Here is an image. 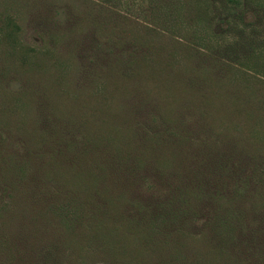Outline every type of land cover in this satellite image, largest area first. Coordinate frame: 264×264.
I'll list each match as a JSON object with an SVG mask.
<instances>
[{"label":"rangeland","instance_id":"1","mask_svg":"<svg viewBox=\"0 0 264 264\" xmlns=\"http://www.w3.org/2000/svg\"><path fill=\"white\" fill-rule=\"evenodd\" d=\"M257 18L248 0H0V264H236L207 222L153 220L168 173L223 149L250 179L241 264H264Z\"/></svg>","mask_w":264,"mask_h":264},{"label":"trees","instance_id":"2","mask_svg":"<svg viewBox=\"0 0 264 264\" xmlns=\"http://www.w3.org/2000/svg\"><path fill=\"white\" fill-rule=\"evenodd\" d=\"M248 4L255 12L256 18L258 17L256 21L261 20L264 16V0H248ZM261 23L262 21L258 24ZM256 24L255 22L248 25L253 28L251 37L258 34L255 28ZM249 38L250 36L248 37V52L250 53L248 58L251 59L255 57L256 52H261L264 45ZM242 152L244 151L238 149H223L221 153L216 150L209 155V162L202 165L203 171L198 172L193 169L184 170L181 174L168 173L170 177L167 186L169 189H173V193L177 192V198L170 202L171 206L162 207L160 217H158V210L154 212L153 217V220L159 222L162 227L167 222L169 226H172L166 230L174 229L175 221L182 220V236L185 238L187 234L184 226H187L189 231L191 225H195L199 221L207 222L211 242H213V238L215 242L219 243L217 244L219 249H216L218 255L222 256L227 253L228 257L224 258L233 257L236 264L242 263L241 251L246 243L248 231L245 230L244 222L247 225L249 210L247 204L249 202L246 201L249 200L247 193L249 192L250 179L247 176L242 177L246 161ZM244 178L246 179L244 180ZM232 185H236V191L229 190ZM219 191V198L225 202L220 204V209L218 207V214L213 213L212 218H208L209 216L206 217L203 210L197 206H202L205 201H209L208 194L217 195ZM174 204L179 206L180 211L177 213L169 212ZM259 206L258 203L250 208L253 216L256 215ZM231 262L234 264L233 261Z\"/></svg>","mask_w":264,"mask_h":264}]
</instances>
